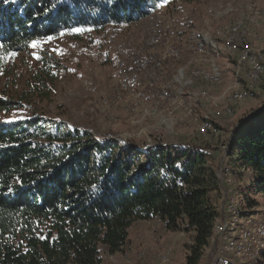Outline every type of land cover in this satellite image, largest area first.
Wrapping results in <instances>:
<instances>
[{
    "label": "trees",
    "instance_id": "1",
    "mask_svg": "<svg viewBox=\"0 0 264 264\" xmlns=\"http://www.w3.org/2000/svg\"><path fill=\"white\" fill-rule=\"evenodd\" d=\"M164 1L0 0V50L7 55L37 38L132 23ZM41 63L36 80L54 81L47 60ZM20 106L0 91V264H100V246L109 255L121 251L129 227L153 218L192 232L186 264H198L220 200L234 196L226 185L231 174L252 172L251 190L264 197V108L233 127L219 161L209 146L122 147L44 115L1 118Z\"/></svg>",
    "mask_w": 264,
    "mask_h": 264
},
{
    "label": "rangeland",
    "instance_id": "2",
    "mask_svg": "<svg viewBox=\"0 0 264 264\" xmlns=\"http://www.w3.org/2000/svg\"><path fill=\"white\" fill-rule=\"evenodd\" d=\"M254 10L258 14H253ZM239 19L244 21L249 45L263 48L264 0H165L149 15L132 23L74 29L37 38L29 42L25 51L7 55L0 50V91L5 98L22 103L1 118L11 121L27 119L32 114L44 115L68 127L87 130L100 140L109 136L119 139L124 147L132 144L147 149L171 143L209 146V153L220 161L226 154L225 145L230 142L233 127L264 106V73L251 95L235 104L219 97L223 84L232 79L230 72L211 89L214 100H200L220 130L218 136H212L198 132L199 111L187 116L177 103L167 101L163 106L141 101L135 106L131 103L134 95L118 98L123 79L118 60L131 47L149 45V40L161 30L173 29V44L187 45L190 38L204 33L213 37L217 29L226 30L227 25ZM215 39L218 45H224L220 38ZM43 60H47L54 76V81L45 84L35 78ZM149 88L141 84L137 91ZM227 108L230 113L225 112ZM229 178L227 191L234 192V196L229 195L227 203L220 200L218 222L241 220L224 233L213 235L198 264H251L256 240L258 236L259 241L264 238V197L251 190L252 172L241 171ZM228 207H234L235 212H228ZM242 228L250 231L252 237L245 242L244 258L237 256L233 248ZM192 235L191 231L166 229L159 218L137 220L129 227L121 251L109 255L100 250V264H186ZM258 262L264 264L261 258Z\"/></svg>",
    "mask_w": 264,
    "mask_h": 264
},
{
    "label": "built area",
    "instance_id": "3",
    "mask_svg": "<svg viewBox=\"0 0 264 264\" xmlns=\"http://www.w3.org/2000/svg\"><path fill=\"white\" fill-rule=\"evenodd\" d=\"M173 63L175 64L172 66ZM118 67L123 76L118 98L134 95L131 103L135 106L141 101L163 106L167 101L172 105L177 103L183 106L187 116H195L199 111L198 132L201 135L218 136L220 130L215 126L211 112L205 109L200 100L204 101L203 97L214 100L211 89L223 81L227 72L231 73L232 79L223 84L219 97L231 104L249 97L264 73V47L256 49L252 45H137L121 54ZM141 84L150 88L147 91H137ZM225 112L230 113V109L227 108ZM115 141L124 147L125 144H122L121 140ZM227 211L234 213L235 208L228 207ZM240 220L239 218L218 222L217 218L212 237L224 233ZM238 236L233 245L235 253L239 257H247L245 242L252 239L250 231L242 228ZM258 238L255 254L251 255L254 258L251 264H259L258 261L264 255V238L262 241Z\"/></svg>",
    "mask_w": 264,
    "mask_h": 264
},
{
    "label": "bare ground",
    "instance_id": "4",
    "mask_svg": "<svg viewBox=\"0 0 264 264\" xmlns=\"http://www.w3.org/2000/svg\"><path fill=\"white\" fill-rule=\"evenodd\" d=\"M253 14L258 13L256 10H254ZM226 27V30L217 29L213 37L207 33L197 35L196 37L194 36L189 39L187 45H218L219 41H217L215 38H220L224 45H249L244 32L245 27L243 19H239L233 24L227 25ZM173 37L174 30L167 28L156 33L149 40V45H174L172 42Z\"/></svg>",
    "mask_w": 264,
    "mask_h": 264
},
{
    "label": "crops",
    "instance_id": "5",
    "mask_svg": "<svg viewBox=\"0 0 264 264\" xmlns=\"http://www.w3.org/2000/svg\"><path fill=\"white\" fill-rule=\"evenodd\" d=\"M101 251H106V248L104 246H100Z\"/></svg>",
    "mask_w": 264,
    "mask_h": 264
},
{
    "label": "water",
    "instance_id": "6",
    "mask_svg": "<svg viewBox=\"0 0 264 264\" xmlns=\"http://www.w3.org/2000/svg\"><path fill=\"white\" fill-rule=\"evenodd\" d=\"M261 108H264V106H263V107H261Z\"/></svg>",
    "mask_w": 264,
    "mask_h": 264
}]
</instances>
